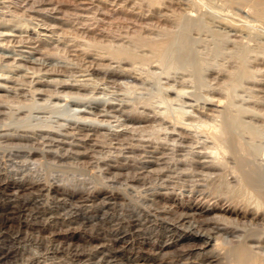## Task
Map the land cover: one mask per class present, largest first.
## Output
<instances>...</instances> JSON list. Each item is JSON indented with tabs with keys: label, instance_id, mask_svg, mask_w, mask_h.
Here are the masks:
<instances>
[{
	"label": "rangeland",
	"instance_id": "obj_1",
	"mask_svg": "<svg viewBox=\"0 0 264 264\" xmlns=\"http://www.w3.org/2000/svg\"><path fill=\"white\" fill-rule=\"evenodd\" d=\"M50 1L39 0L38 3L37 0H0V85L3 84L0 86V111L2 110L0 133L8 128L10 131L36 130L39 134L36 141L42 142L50 153L44 158L40 156V159L39 155L27 158L25 164L28 166H23V169L28 172L38 161L37 157L38 163H41H37L29 172L36 170L38 172L35 173H39V165L43 169L42 163L45 162L54 166L48 177L42 175V178L47 179L40 177L41 180L39 178L35 182L29 179L19 182L21 186L19 194L27 190L35 191L33 198L31 197L26 205L13 200L8 193H0V209L6 212L0 213V225L3 224L0 226V253H8L10 256L1 260L0 264H104L101 260L102 252L97 250L96 244L99 243L96 241L104 239L109 241L110 248L117 247L112 244L115 239L114 220L122 213L115 200H110L109 206L106 205L104 201L108 199L105 198V192L125 193L139 198L137 200L141 203L156 205L172 213L180 211L181 207L187 209L188 205L195 204L206 208L218 204L225 206L231 198L245 193L246 189L243 188L239 176L232 172L231 160L227 161L228 157L219 162H212V170L203 164L205 160L211 158L199 154L198 151L202 150L200 148L203 145L202 140L205 138L201 136V139H198L200 134L193 126L202 123L203 120L211 123L212 118L213 120L218 118L219 121L222 114L219 115L221 117H217V114H227L236 119L233 124L236 127H233L239 126L238 132L233 127L232 130L237 132V135L241 133L238 136L243 135L242 140L255 155L256 160L261 163L264 160V20L249 7L251 1H245L247 4H244L242 3L244 0H158L160 4L157 2L156 5L149 3L150 0H81L82 3L80 0ZM187 11L193 14H189L194 18L192 23L189 19L192 16L185 18L186 22L183 18L186 17ZM226 18L234 19L237 24L227 21ZM166 32L172 37V41L165 53L166 58L163 57L166 60L162 59L165 62L161 60L158 62L160 64L149 63L146 58L152 53L146 51L150 48L141 43V38L149 36L143 40H152L155 37L156 40L161 38L165 40L169 38L166 37ZM181 38L184 39L183 43L186 41L184 44L181 43ZM119 49L135 54L136 59L127 56L112 57L109 54ZM147 52L150 54L146 57ZM143 55L148 63L139 58ZM152 59L150 62L159 61L156 58ZM109 77L117 78L112 81ZM50 80L51 82H48ZM64 92L67 93L63 95ZM4 98L5 100L8 98L9 103L7 101L5 103ZM47 103L51 106L49 107ZM17 104L21 106L20 111L16 110L19 107ZM3 110L9 111L3 114ZM180 110L183 112L182 121L191 124L193 128L185 130L191 135L184 132L188 136L186 138L184 134L180 135V130H170L171 124L164 122L166 118L161 116L166 111L171 114L172 111ZM13 111L16 115L12 114ZM10 114L12 117H18L20 121L14 117V122L11 117V120L9 118L11 123L4 126L3 117L7 115L5 117L8 118ZM19 116H22L25 122ZM193 118L198 119L197 123ZM47 121L54 122L52 123L54 126ZM155 121L158 122V126L165 123L163 126L170 127L169 130L164 127L166 131H161L162 133L159 131V138L158 134L153 132L155 130L152 131L154 126L157 128ZM36 124L40 129L36 128ZM48 124L51 130L49 127L43 128V125ZM77 126L84 128L78 129ZM160 127L156 132L161 129ZM56 128L59 130H55ZM42 134L45 135L44 138ZM152 134L157 136V139L155 137L156 140L152 141L154 144L150 143L154 137ZM40 136L43 141L49 137V140L54 141L50 143L46 139L47 143L45 141L44 143ZM143 136L149 137L145 139ZM139 139L141 144L138 142ZM192 139L196 144L191 143ZM206 141L208 142V139ZM116 144L118 145L115 147ZM120 144L127 146L122 147ZM183 156L185 157L182 158ZM191 157L196 159L201 157L200 160L203 161ZM48 158L49 163L46 161ZM196 161L197 163H194ZM262 164L264 165V162ZM58 169L60 172H57ZM202 169L207 170L206 174L201 173ZM49 177L52 181L48 179ZM14 181L10 179L0 181V188L6 185L9 189L15 184ZM128 183L130 185L133 183V186ZM41 186H49L50 191L44 192L43 195L39 194L37 189ZM232 188L234 192L230 191ZM220 190L227 194L223 195ZM210 191L217 192L211 196ZM42 205H46L49 211L39 212ZM103 211L107 213L106 219L101 217ZM86 218L89 220L85 221ZM255 222L257 226H262L263 221ZM231 229L233 228L220 230V233L218 232L220 238L227 241L235 239L238 232L234 229L230 231ZM233 232L236 235H233ZM80 253L87 255L79 259L75 255Z\"/></svg>",
	"mask_w": 264,
	"mask_h": 264
},
{
	"label": "bare ground",
	"instance_id": "obj_2",
	"mask_svg": "<svg viewBox=\"0 0 264 264\" xmlns=\"http://www.w3.org/2000/svg\"><path fill=\"white\" fill-rule=\"evenodd\" d=\"M38 3L39 0H37ZM46 1V0H45ZM49 1V0H48ZM83 1V0H82ZM87 1V0H86ZM109 1V0H108ZM113 1V0H112ZM162 1V0H160ZM160 1L158 0H150L149 3H152V5H156L157 2ZM236 1V0H233ZM245 1L247 2L248 0H244V4ZM251 1V2H250ZM36 2V1H35ZM52 2V0L50 1ZM49 2V3H50ZM54 2V1H53ZM77 2V1H76ZM81 2V0H80ZM90 2V1H88ZM93 2V1H92ZM249 7H252V9L254 10V12L257 14L258 17H260L262 20H264V0H249ZM34 3V2H33ZM82 3V2H81ZM158 4V5H159ZM40 6V5H39ZM50 6V5H49ZM193 6V5H192ZM41 7V6H40ZM195 7V6H194ZM42 8V7H41ZM52 8V6H51ZM56 8V7H55ZM39 9V7H38ZM43 9V8H42ZM41 9V10H42ZM45 9V8H44ZM192 9V8H191ZM47 10V8H46ZM188 10V9H187ZM195 10V9H194ZM193 11V10H192ZM184 12V11H183ZM186 12V11H185ZM188 12V11H187ZM179 14V13H178ZM182 15V13H180ZM192 13H187L186 17L184 16L183 18L187 19L188 16H192L189 15ZM255 14V15H256ZM174 15V14H173ZM177 15V14H176ZM175 15V17H176ZM225 15V14H224ZM223 15V17H224ZM183 16V15H182ZM19 17V16H17ZM177 17H179L177 15ZM229 17V16H228ZM14 18V17H13ZM20 18V17H19ZM180 18V17H179ZM182 18V17H181ZM183 18L181 19V21H183ZM196 18H197V14H196ZM225 18V17H224ZM259 18V19H260ZM185 19V22H186ZM191 23L192 21H194L193 16L191 18ZM193 19V20H192ZM199 19V18H198ZM197 19V20H198ZM227 21H233L230 20L229 18ZM260 19V20H261ZM10 20V19H9ZM8 20V21H9ZM20 20V19H19ZM175 20H179L180 19H175ZM195 21L196 23L198 21ZM224 20V19H223ZM261 20V21H262ZM188 21V20H187ZM225 21V20H224ZM11 22V21H9ZM193 22V23H195ZM235 24H237L235 21H233ZM264 22V21H263ZM14 23V22H12ZM16 23V22H15ZM14 23V24H15ZM28 23V22H27ZM179 23V22H177ZM188 23V22H187ZM18 24V23H17ZM228 24V22H227ZM231 24V23H230ZM9 25V24H8ZM181 25V22H180ZM194 25V24H191ZM190 25V27H192ZM232 25V24H231ZM17 26V25H16ZM15 26V27H16ZM21 26V25H20ZM196 26V25H195ZM194 26V27H195ZM230 26V25H229ZM236 26V25H235ZM19 27V26H18ZM26 27V26H25ZM5 28V27H4ZM14 28V27H13ZM188 28V27H187ZM3 30V29H2ZM6 30V29H4ZM10 30V29H8ZM7 30V31H8ZM6 31V33H7ZM3 32V31H2ZM9 32V31H8ZM13 32V31H12ZM16 32V31H14ZM13 32V33H14ZM26 32V31H25ZM5 33V34H6ZM167 33V32H166ZM165 33V34H166ZM1 34V33H0ZM4 34V35H5ZM8 34V33H7ZM19 33H16V35ZM23 34V33H22ZM10 35V34H9ZM139 36V35H138ZM136 37L139 38V37ZM169 38H163V40L159 39L156 40L155 38H152L150 36V38H152V40H143V39H147L148 37L145 38H141V40L139 39V42L147 45L150 49L146 51H150L152 53V55H154L153 57H151L147 52V55L149 56L147 58H149L147 60V58L144 56H140L139 58L141 60H143L144 58H146V61H148L149 63H154L156 62L157 64H160L158 62H160L162 59L164 60L166 58V51H168V46L170 45V42L172 41V37L169 36V33L166 34V37ZM181 36V34H180ZM15 37V36H14ZM25 37V36H24ZM27 37V36H26ZM25 37V38H26ZM141 37V35H140ZM143 37V36H142ZM21 38V37H20ZM183 38V37H182ZM181 38V39H182ZM10 39V38H9ZM155 39V40H153ZM138 40V39H137ZM182 39V42L183 43ZM186 42V41H185ZM184 42V43H185ZM183 43V44H184ZM140 44V43H139ZM182 44V46H183ZM142 45V44H140ZM187 46V45H186ZM144 47V45H143ZM146 47V46H145ZM182 48V47H181ZM185 48V47H183ZM187 49V48H186ZM182 51V50H181ZM179 51V52H181ZM185 51V50H184ZM110 52V51H109ZM183 52V51H182ZM181 52V53H182ZM180 53V54H181ZM112 57H122V56H127V57H131L133 60L136 59L135 54H131L130 52L127 53V51L124 52V50H117L114 52H110L109 53ZM165 55V56H164ZM111 57V58H112ZM143 57V58H142ZM165 57V58H163ZM138 58V56H137ZM153 58V59H152ZM154 58H156V60L158 59L159 61H153L150 62V59L154 60ZM139 60V59H138ZM140 60V61H141ZM161 61V62H165V61ZM166 60V59H165ZM144 62L145 59L143 60ZM141 61V62H143ZM143 62V63H144ZM146 62V63H148ZM163 64V63H162ZM174 64V63H173ZM171 66V63L169 65V67ZM174 66V65H173ZM172 66V67H173ZM168 67V68H169ZM171 68V67H170ZM92 69V68H91ZM101 70V69H100ZM89 72V71H88ZM117 72V71H116ZM123 73V71H122ZM108 74V73H107ZM120 74V72H119ZM118 74V76H119ZM98 75V74H97ZM93 76V75H92ZM99 76V75H98ZM122 76V75H121ZM133 76V75H131ZM96 77V75L94 76ZM111 78V77H109ZM117 77L111 78L112 81L113 79H115ZM127 78V77H126ZM125 78V80H127ZM58 81V78H56ZM55 79V82H56ZM119 79V78H118ZM138 79V78H137ZM68 80V79H67ZM124 80V79H122ZM42 81V80H41ZM47 81V80H46ZM54 81V80H53ZM116 81V80H115ZM128 81V80H127ZM135 81V80H133ZM48 82H51L48 81ZM118 82V81H117ZM124 82V81H122ZM126 82V81H125ZM131 82V81H130ZM57 83V82H56ZM59 83V82H58ZM128 83V82H127ZM55 84V83H53ZM126 84V83H125ZM3 85V84H2ZM0 85V86H2ZM34 85V84H33ZM76 85V84H75ZM43 86V85H42ZM61 86V85H60ZM33 87V86H32ZM37 88H39L38 86H36ZM35 87V88H36ZM34 88V89H35ZM48 88V87H45ZM33 89V88H32ZM42 89V88H39ZM37 90V89H36ZM49 90V89H48ZM52 90V89H51ZM54 90V89H53ZM39 91V90H37ZM36 91V92H37ZM65 91V90H64ZM74 91V90H73ZM43 92V90L41 91ZM45 92V90H44ZM35 93V92H33ZM46 93V92H45ZM53 93V92H52ZM58 93V91H57ZM67 93V92H66ZM64 92L63 95L66 94ZM79 93V92H78ZM76 93V94H78ZM44 94V93H43ZM48 94V92L46 93ZM35 95V94H34ZM37 95V94H36ZM52 95V94H51ZM81 95V94H80ZM45 96V95H44ZM69 96V95H66ZM75 96V95H74ZM92 96V95H91ZM53 97V96H52ZM71 97V96H69ZM95 97V96H94ZM73 98V97H72ZM8 99V98H7ZM5 100V98L3 99L5 101V103H7L9 100ZM44 99V98H43ZM46 99V98H45ZM207 99V98H206ZM210 99V98H208ZM2 100V102H3ZM32 100V99H31ZM35 100V99H34ZM7 101V102H6ZM77 101V100H76ZM208 101V100H207ZM36 102V100H35ZM34 102V104H35ZM45 102V101H44ZM193 102V101H192ZM9 103V102H8ZM17 103V102H16ZM19 103V102H18ZM33 103V102H32ZM40 103V102H39ZM69 103V102H68ZM12 103L10 102V105ZM14 104V103H13ZM33 104V105H34ZM38 104V101H37ZM42 104V102H41ZM44 104V103H43ZM2 105V104H1ZM28 105V104H27ZM32 105V106H33ZM36 105V104H35ZM34 105V106H35ZM45 105V104H44ZM47 105L49 106V104L47 103ZM192 105V104H191ZM8 106V105H7ZM19 106L18 109L21 107L20 104L16 105ZM38 106V105H37ZM51 106V105H50ZM49 106V107H50ZM195 106V105H194ZM9 107V106H8ZM36 107V106H35ZM34 107V108H35ZM45 107H47L45 105ZM42 107V108H45ZM54 107V106H53ZM114 107V106H113ZM6 108V107H5ZM12 108V107H11ZM105 108V107H104ZM111 108V107H110ZM1 109V108H0ZM4 109V108H2ZM107 109V108H106ZM11 110V109H10ZM13 110V109H12ZM122 110V109H121ZM2 111V110H1ZM0 111V112H1ZM4 111V110H3ZM9 111V110H7ZM6 110L3 112V114L5 112H7ZM20 111V110H19ZM224 111V110H223ZM17 112V111H15ZM32 112V111H31ZM146 112V111H145ZM164 112V111H162ZM161 112V114H162ZM169 112V111H168ZM173 113H164V115H161L162 118H164L165 116V121L164 122H168L171 125L170 130L173 129H177L180 130V135L187 133L185 130L186 129H193L191 124H185L182 120H183V112L182 110L180 111H172ZM144 113V112H143ZM153 113V112H152ZM2 114V115H3ZM7 115H9V113H6ZM12 114H15L14 111ZM12 114H10V117H5L7 115H4V122L3 125L6 126L8 124H10L11 122L9 121V118L11 120ZM33 114V113H32ZM38 114V113H37ZM151 114V113H150ZM155 114V113H153ZM158 114V112H157ZM222 114V117L219 116ZM16 115V114H15ZM19 115V113H18ZM17 115V116H18ZM39 115V114H38ZM130 115V114H129ZM132 115V114H131ZM160 115V113H159ZM211 115V114H210ZM1 116V115H0ZM22 116L24 117V115L22 114ZM22 116H19V118L21 117V119L23 118ZM40 116V115H39ZM143 116V115H142ZM159 116V117H161ZM14 117H12V119L14 120ZM157 117V116H155ZM155 117H151L155 118ZM199 117V116H198ZM205 117V116H204ZM213 117V116H212ZM217 117H221V119L219 121H217L218 118H212L213 122H206L199 119V121H202V123H197L196 118L193 120L195 121V123H197L198 125H195L193 127H195V131L198 132V134H200L198 136V139H201V136H203L205 139L202 140V146L200 148H202V150H197L199 152V154H201L202 157H209L211 158L210 160H205V162H203V164H206L207 167H210V169L212 170L211 166L212 162H219L222 159H224L225 157H228L227 161L231 160V164H232V172L236 173L237 176H239L240 181L242 186H244L243 188H245V193L244 194H239V196H235L233 198H231L228 201V204L223 206V205H213L210 208H206L205 206H198V204L195 205H188L187 209H177L180 211H177L176 209V213H172L169 212L167 209H161L159 207L155 206H151L145 204V203H141L140 201H138L137 199L139 198H135L132 196H128L125 193H121V194H116V193H112V192H105L106 195V199H108V201H104L106 203V205H108L110 202V200H115V202L117 203V205L120 207L122 213L119 214L120 217L117 218V220L114 222H116V227L115 229V239L113 240V243L115 246L114 248H110L109 245V241L107 242V240L104 241V239H102V241L100 239V241H96L99 244L95 246L97 247V250H100L102 252V261L104 264H264V165L262 164L264 162V160L262 161V163L260 161H257L255 158V155H253V153L249 150V148L247 147L246 143L242 140L243 135L242 136H238L240 134H236L238 132L239 126L237 128L235 125V118L233 117H229L227 114H217ZM236 117V116H235ZM17 120L18 117H15ZM38 118V117H36ZM42 118V117H41ZM77 118V117H76ZM79 118V117H78ZM86 118V117H85ZM89 118V117H87ZM136 118V117H135ZM143 118V117H142ZM158 118V117H157ZM155 118V120L157 119ZM161 118V119H162ZM202 118V117H201ZM237 118V117H236ZM47 119V118H46ZM83 119V117H82ZM92 119V118H90ZM216 119V120H215ZM238 119V118H237ZM23 120V119H22ZM21 120V121H22ZM25 120V119H24ZM23 120V122H25ZM39 120V119H37ZM45 120V119H44ZM65 120V119H64ZM78 120V119H77ZM89 120V119H88ZM164 120V119H162ZM209 120V119H208ZM20 121V120H19ZM46 121V120H45ZM50 121V120H49ZM49 121H47V123H49ZM66 121V120H65ZM80 121H81V117H80ZM153 121V120H152ZM158 121V120H157ZM15 122V120H14ZM37 124L38 121H36ZM238 122V121H237ZM20 123V122H19ZM43 123V122H42ZM46 123V124H47ZM54 123V122H52ZM51 124V126H54ZM155 123L157 124L155 128L152 129L155 130L153 131L155 134L160 133L161 131H164L165 128H170V127H165L163 126L165 123H163V125H159L158 126V122L155 121ZM167 123V125H169ZM17 124V123H16ZM36 124V128L37 127ZM44 126L43 128H50L49 130H51V127L49 126ZM141 124V123H140ZM147 124V123H146ZM154 124V123H153ZM152 124V127H153ZM23 125H25L24 127H26V124L24 123ZM125 125V124H124ZM144 125V124H143ZM166 125V124H165ZM150 126V123H148V127ZM163 126V127H160ZM234 126V127H233ZM22 127V128H24ZM57 127V126H56ZM60 127V126H59ZM74 127V126H73ZM78 129L84 128L81 127L79 128V126H77ZM158 127H160L163 130H158L156 132L157 129H159ZM165 127V128H164ZM233 129H237V132H234L232 130ZM7 128V127H6ZM35 128V129H36ZM42 128V129H43ZM54 128V127H52ZM145 128V127H144ZM12 129V128H11ZM59 130V128H56L55 130ZM74 129V128H73ZM149 128H147L148 130ZM1 130V129H0ZM75 130V129H74ZM84 131H87L85 129H83ZM89 130V129H88ZM169 130V129H168ZM39 131V130H38ZM47 131V130H46ZM61 131V130H60ZM77 131V130H76ZM79 131V130H78ZM139 131V130H138ZM152 131H148V132H152ZM160 131V132H159ZM166 131V130H165ZM187 131H191V130H187ZM1 132V131H0ZM52 132V131H51ZM59 132V131H58ZM82 132V130L80 131ZM88 132V131H87ZM85 132V133H87ZM152 132V133H153ZM177 132V131H176ZM240 132V131H239ZM46 133V132H45ZM49 133V132H47ZM77 133V132H76ZM90 133V132H88ZM93 133V132H92ZM162 133V132H161ZM170 133V132H169ZM179 134V132H177ZM176 133V134H177ZM190 133V132H189ZM187 133V134H189ZM41 134V133H40ZM63 134V133H62ZM84 134V132H83ZM107 134V133H106ZM115 134V133H114ZM140 134V133H139ZM138 134V135H139ZM167 134V133H166ZM177 134V135H178ZM193 134V132H192ZM39 136V134L35 132H30L27 130H13L10 131L9 128L8 130H3L2 133H0V138L2 140H0V181H7L8 179L10 180H15V184L13 185V187L11 186V188L8 189V186H3L2 188H0V193H8V195L10 196V198L12 197L13 200L19 202L21 201V204L24 205L25 203L27 204V202H29V199H31V197L33 198L35 191H29L27 190V192L23 191L24 194L22 195L19 194V190L21 189V186L19 185V182L29 179L32 180V182L37 181V179L39 180V178H42V175L44 174V176L48 177L53 171V164H46L42 163L43 165V169L41 168V166L39 165V167L41 168V172H40V168H39V173H35L38 172L36 170H34V172H29L32 167H34L39 159L40 156H42V158H44L45 155H48L47 153H50V150L45 149V146L43 145L42 142H37V138L36 136ZM90 135V134H88ZM153 135V134H152ZM151 135V136H152ZM170 135V134H169ZM185 138L188 137L186 134ZM183 135V136H184ZM190 135V134H189ZM196 137V134H193ZM192 135V136H193ZM42 137L45 135H41ZM40 136V137H41ZM49 135H46V137ZM52 136V135H50ZM83 136V135H82ZM87 136V134H85V137ZM115 136V135H113ZM126 136V135H125ZM130 136V135H129ZM134 136V135H133ZM153 139L152 140H148L150 143H152V141H154L155 137L157 139L156 135H153ZM168 136V135H167ZM181 136V137H183ZM191 136V135H190ZM39 137V138H40ZM41 137V140L43 141V138ZM53 137V136H52ZM51 137V138H52ZM84 137V136H83ZM116 137V136H115ZM124 137V136H122ZM127 137V136H126ZM131 137V136H130ZM140 137V136H139ZM149 137V136H148ZM147 136H143V138H148ZM174 137V136H173ZM177 137V136H175ZM56 138V137H55ZM133 138V137H132ZM131 138V139H132ZM158 138H159V134H158ZM166 138V137H165ZM172 138V137H171ZM184 138V137H183ZM192 138V137H191ZM47 139V138H46ZM44 140L47 143L48 142H53L54 140L50 139V137L47 140ZM108 139V138H107ZM111 139V138H110ZM141 139V138H140ZM140 139H139V143H140ZM155 139V140H156ZM164 139V138H163ZM182 139V138H181ZM180 139V141H181ZM193 139H196L193 137ZM192 139V140H193ZM208 139V142L206 141ZM118 140V139H117ZM144 140V139H143ZM160 140V139H158ZM191 140V139H189ZM188 140V141H189ZM197 140V139H196ZM40 141V140H39ZM43 141V142H44ZM57 141V140H56ZM116 141V140H115ZM122 141V139H121ZM124 141V140H123ZM129 141V140H128ZM135 141V140H134ZM146 141V142H148ZM172 141V140H171ZM44 142V143H45ZM95 142V141H94ZM118 142V141H117ZM145 141H143L144 143ZM170 142V141H169ZM195 141H191V143ZM42 143V144H41ZM58 143V142H57ZM76 143V142H75ZM84 143V142H83ZM132 143V142H131ZM138 143V144H139ZM156 143V142H155ZM184 143V142H183ZM187 143V142H186ZM97 144V143H96ZM133 144V143H132ZM135 144V143H134ZM141 144V143H140ZM139 144V145H140ZM154 144V143H152ZM164 144V143H163ZM175 144V143H174ZM182 144V143H181ZM196 144V143H195ZM199 144V143H198ZM52 145V144H51ZM50 145V146H51ZM103 145V144H101ZM118 144L115 145V147ZM122 144H120L121 146ZM129 145V144H128ZM156 145V144H155ZM160 145V144H159ZM162 145V144H161ZM187 145V144H186ZM191 147V144H189ZM48 146V147H50ZM119 146V148H121ZM124 146H127L124 144ZM122 145V147H124ZM166 146V145H165ZM174 146V145H173ZM172 146V147H173ZM182 146V145H181ZM193 146V145H192ZM195 146V145H194ZM193 146V147H194ZM133 147V146H132ZM138 147V146H137ZM157 147V146H156ZM154 146V148H156ZM196 147V146H195ZM199 149V146H197ZM251 147V146H250ZM142 148V147H141ZM252 148V147H251ZM53 149H54V145H53ZM123 149V148H122ZM52 150V148H51ZM120 150V149H119ZM131 150V149H130ZM159 150V149H158ZM175 150V148L173 149ZM121 151V150H120ZM163 151V150H162ZM170 151V150H169ZM181 151V150H180ZM192 151V150H191ZM54 152V150H53ZM127 152V151H125ZM164 152V151H163ZM182 152V151H181ZM254 152V150H253ZM56 153V152H55ZM142 153V152H141ZM187 153V152H186ZM189 153V152H188ZM187 153V154H188ZM54 154V153H53ZM63 154V153H62ZM123 154V153H122ZM133 154V153H132ZM137 154V153H136ZM135 154V155H136ZM164 154V153H163ZM166 154V153H165ZM184 154V152H183ZM39 155V159L37 157L36 160H38L36 162V164H34V166H32L31 168H29V171L26 172L27 170L23 169V166H28V164H25V161H27L28 159L33 158L32 156H36ZM95 155V154H94ZM143 155V154H142ZM154 155V154H153ZM161 155V154H159ZM168 155V154H166ZM185 155V154H184ZM61 156V155H60ZM122 156V155H121ZM130 156V155H128ZM141 156V154H140ZM176 156V154H175ZM179 156V155H178ZM194 156V155H193ZM262 156V155H261ZM94 157V156H92ZM96 157V156H95ZM132 157V156H131ZM185 156H183L182 158H184ZM187 157V156H186ZM195 157H198V155H195ZM193 157V158H195ZM36 158V157H35ZM168 158V157H167ZM177 158V157H176ZM192 158V157H191ZM192 158V159H193ZM201 158V157H200ZM200 158L198 159V161H203L202 159L200 160ZM19 159V160H18ZM46 159V158H45ZM49 159V158H48ZM46 160L50 161L49 160ZM55 159V158H54ZM94 159V158H93ZM127 159V158H126ZM129 159V158H128ZM149 159V158H147ZM157 159V158H155ZM169 159V158H168ZM178 159V158H177ZM181 159V158H180ZM195 158V160H197ZM230 159V160H229ZM96 160V159H95ZM185 160V159H184ZM194 160V161H195ZM160 161V160H158ZM178 161V160H177ZM61 162V161H60ZM70 162V161H69ZM68 162V163H69ZM165 162V161H164ZM187 162V161H186ZM191 162V161H190ZM29 163H32L29 161ZM41 163V162H39ZM38 163V164H39ZM53 163V162H51ZM97 163V161H96ZM127 163V162H126ZM135 163V162H134ZM137 163V162H136ZM168 163V162H167ZM194 163H197L194 162ZM200 163V162H198ZM33 164V163H32ZM60 164V163H59ZM123 164V163H122ZM132 164V163H131ZM172 164V163H171ZM181 164V163H180ZM188 164V163H187ZM202 164V165H203ZM31 166V164H29ZM89 165V164H88ZM167 165V164H166ZM185 165V164H184ZM200 165V164H199ZM198 165V166H199ZM215 165V164H214ZM218 165V164H216ZM57 166V165H56ZM128 166V165H127ZM162 166V165H161ZM197 166V165H196ZM221 166V165H220ZM38 167V166H37ZM58 167V166H57ZM99 167H102L99 165ZM170 167V166H169ZM192 167V166H191ZM190 167V168H191ZM195 167V166H194ZM204 167V165H203ZM201 167V168H203ZM216 167V166H214ZM28 168V167H27ZM35 168V167H34ZM66 168V167H65ZM104 168V167H103ZM166 168V167H165ZM188 168V167H187ZM64 169V168H63ZM140 169V168H139ZM139 169L137 171H139ZM144 169V168H142ZM147 169V168H146ZM154 169V168H153ZM152 169V170H153ZM155 169H159V167H155ZM186 169V168H185ZM193 169V168H192ZM190 169V170H192ZM198 169V168H197ZM218 169V168H217ZM215 169V170H217ZM44 170V172H43ZM72 170V169H71ZM151 170V168H150ZM171 170V169H170ZM203 170V169H202ZM201 171V173L206 171ZM214 170V169H213ZM214 170V171H215ZM219 171L221 170L218 169ZM217 170V172H219ZM141 171V170H140ZM184 171V169H183ZM57 172H60L59 169ZM96 172V171H95ZM108 172V171H107ZM186 172V171H185ZM190 172V171H189ZM197 172V170H196ZM216 172V171H215ZM112 173V172H110ZM144 173V172H143ZM182 173V172H181ZM220 173V172H219ZM57 174V173H56ZM61 174V173H60ZM116 174V172H115ZM118 174V173H117ZM171 174V173H170ZM177 174V173H176ZM63 175V171L61 176ZM109 175V174H108ZM138 175V174H137ZM140 175V174H139ZM179 175V173H178ZM181 175V174H180ZM190 175V174H189ZM67 176V175H66ZM114 176V175H113ZM156 176V175H154ZM174 176V175H172ZM203 176V175H202ZM201 176V177H202ZM207 176V175H205ZM57 177V176H56ZM71 177V176H69ZM126 177V176H125ZM149 177V176H148ZM147 177V178H148ZM152 177V176H150ZM176 177V176H175ZM173 177V178H175ZM185 177V176H184ZM189 177V176H188ZM222 177V176H221ZM40 178V180H41ZM51 177H49L48 179H50ZM55 178V177H54ZM146 178V177H144ZM165 178V177H164ZM167 178V177H166ZM172 178V177H171ZM198 178V177H196ZM203 178V177H202ZM208 178V177H207ZM42 179H47V178H42ZM74 179V177H73ZM79 179V178H78ZM179 179V178H178ZM185 179V178H184ZM219 179V178H218ZM222 179V178H221ZM51 180V179H50ZM80 180V179H79ZM142 180V179H141ZM156 180V179H155ZM181 180V179H180ZM189 180V179H188ZM191 180V178H190ZM217 180V179H216ZM27 181V180H26ZM44 181V180H43ZM52 181V180H51ZM63 181V180H62ZM123 181V180H122ZM147 181V180H145ZM183 181V180H182ZM195 181V180H194ZM223 181V180H222ZM41 182V181H40ZM40 182H38L40 184ZM48 182V181H47ZM55 182V181H54ZM53 182V183H54ZM86 182V181H85ZM137 182V181H136ZM158 182V181H157ZM156 182V183H157ZM162 182V181H161ZM202 182V181H201ZM7 183V182H6ZM36 183V184H38ZM57 183V182H56ZM74 183V182H72ZM83 183V182H82ZM90 183V182H89ZM143 183V181L141 182ZM165 183V182H164ZM171 183V182H170ZM214 183V182H213ZM48 184V183H47ZM52 184V183H51ZM78 187V183H76ZM88 184V183H87ZM120 184V183H119ZM133 184V183H132ZM131 184V185H132ZM145 184V183H144ZM155 184V183H153ZM152 184V185H153ZM159 184V183H158ZM168 184V183H167ZM166 184V185H167ZM186 184V183H185ZM195 184V183H193ZM219 184V183H218ZM225 184V183H224ZM81 185V184H80ZM94 185V184H93ZM92 185V186H93ZM106 185V184H105ZM128 185H130L128 183ZM130 185V186H131ZM142 185V184H139ZM147 185V184H146ZM160 185V184H159ZM162 185V184H161ZM210 185V184H209ZM208 185V187H209ZM28 186V184H27ZM38 186V185H37ZM40 186V185H39ZM86 186V185H85ZM113 186V185H112ZM121 186V185H120ZM129 186V187H130ZM133 186V185H132ZM157 186V185H156ZM155 186V187H156ZM201 186V185H200ZM229 186V185H228ZM237 186V184H236ZM26 187V186H25ZM49 187V186H48ZM48 187H44L41 186L39 187L37 190L39 192V194H44V192L47 193V191L49 190ZM84 187V186H83ZM135 187V186H134ZM140 187V186H139ZM164 187V186H163ZM175 187V186H174ZM207 187V188H208ZM223 188V186H221ZM232 187V186H231ZM27 188V187H26ZM82 188V187H81ZM91 188V187H90ZM97 188V187H96ZM141 188V187H140ZM144 188V187H143ZM143 188L141 190H143ZM188 188V187H187ZM196 188V187H195ZM199 188V187H197ZM212 188V187H210ZM216 188V187H215ZM213 188V190L215 189ZM237 188V187H236ZM74 189V188H73ZM89 189V188H88ZM136 189V188H135ZM190 189V188H189ZM221 189V188H218ZM70 190V189H69ZM85 190V189H84ZM140 190V191H141ZM198 190V189H197ZM208 190V189H207ZM235 190V189H234ZM29 191V192H28ZM50 191V190H49ZM113 191V190H112ZM115 191V190H114ZM134 191V189H133ZM144 191V190H143ZM142 191V192H143ZM221 193L223 192V195H226L224 191L220 190ZM219 191V192H220ZM226 191V190H225ZM233 191V188L232 190ZM238 191V190H237ZM87 192V191H86ZM92 192V191H91ZM123 192V191H122ZM141 192V193H142ZM148 192V191H147ZM217 192V191H216ZM215 192V193H216ZM234 192V191H233ZM239 192V191H238ZM37 193V192H36ZM49 193V192H48ZM144 193V192H143ZM155 193V192H154ZM165 193V192H164ZM211 193V191H210ZM209 193V194H210ZM214 193V192H213ZM213 193H211V196H214ZM214 193V194H215ZM152 194V193H151ZM208 194V193H207ZM229 194V193H228ZM231 194H233L231 192ZM1 195V194H0ZM7 195V194H6ZM38 195V194H36ZM35 195V196H36ZM47 195V194H46ZM52 195V194H50ZM57 195V194H56ZM87 195V194H86ZM148 195V194H147ZM218 195V194H216ZM234 195V194H233ZM231 195V196H233ZM45 196V195H44ZM58 196V195H57ZM152 196V195H151ZM210 196V195H209ZM222 196V195H221ZM50 197V196H49ZM60 197V196H59ZM85 197V195H84ZM87 197V196H86ZM218 197V196H217ZM216 197V199H217ZM220 197V195H219ZM64 198V197H63ZM66 198V197H65ZM82 198V197H81ZM89 198V197H88ZM166 198V197H165ZM103 199V198H102ZM148 199V198H147ZM164 199V198H163ZM214 199V198H213ZM28 200V201H27ZM33 200V199H32ZM64 200V199H63ZM89 200H92L89 198ZM199 200V199H198ZM88 201V200H87ZM101 201V200H99ZM98 201V202H99ZM103 201V200H102ZM143 201V200H142ZM145 201V200H144ZM156 201V200H154ZM225 201H227L225 199ZM37 202V201H36ZM42 202V201H41ZM63 202V201H62ZM81 202V201H80ZM97 202V201H96ZM16 203V202H15ZM20 203V202H19ZM34 203V201H33ZM88 203V202H87ZM101 203V202H100ZM116 203H114L116 205ZM18 204V203H17ZM16 204V205H17ZM25 204V205H26ZM45 204V203H44ZM97 204V203H96ZM160 204V203H159ZM191 204V203H190ZM203 204V203H202ZM206 204V203H205ZM21 205V206H22ZM79 205V204H77ZM89 205V204H88ZM98 205V204H97ZM102 205V203H101ZM165 205V203H164ZM174 205V204H173ZM209 205V204H208ZM36 206V205H35ZM46 206V205H45ZM45 206L42 205V207L39 208V212H45L46 210H48ZM81 206V205H80ZM109 206V205H108ZM166 206V205H165ZM170 206V205H169ZM168 206V207H169ZM207 206V205H206ZM1 207V206H0ZM26 207V206H25ZM90 207V205H89ZM101 207V206H100ZM117 207V206H116ZM209 207V206H208ZM31 208V207H30ZM95 208V207H94ZM108 208V207H107ZM106 208V209H107ZM164 208V207H163ZM178 208V207H177ZM25 209V208H24ZM29 210V209H28ZM32 210V209H31ZM51 210V209H50ZM103 210V209H102ZM105 210V209H104ZM13 211V210H12ZM49 211V210H48ZM82 211V209H81ZM118 211V210H117ZM172 211V210H171ZM28 212V211H27ZM35 212V211H34ZM0 213H6L3 209H0ZM31 213V212H30ZM44 213V215H45ZM109 213V212H108ZM1 214V215H2ZM49 214V213H48ZM47 214V215H48ZM68 214V213H67ZM66 214V215H67ZM111 214V213H110ZM114 214V213H113ZM118 214V213H117ZM34 215V214H33ZM41 215V214H40ZM42 215V216H44ZM72 215V214H71ZM27 216V215H26ZM49 216V215H48ZM70 216V215H69ZM114 216V215H113ZM12 217V216H11ZM65 217V216H63ZM75 217V216H73ZM101 217L103 219L107 218V213H105L103 211V213L101 214ZM112 218V217H111ZM23 219V218H22ZM73 219V218H72ZM84 219V218H83ZM99 219V218H98ZM1 220V219H0ZM25 220V219H24ZM56 220V219H55ZM89 219L86 218L85 221H87ZM257 220H261L263 221L262 226H257L255 223V221ZM84 221V220H83ZM82 221V222H83ZM55 222V221H54ZM104 222V221H103ZM8 223V222H7ZM57 223V222H56ZM86 223V222H85ZM256 225H254V224ZM20 224V223H19ZM214 224V225H212ZM259 224V223H258ZM3 225V224H1ZM0 225V226H1ZM70 225V224H69ZM261 225V224H259ZM101 226V225H100ZM85 227V226H84ZM75 228V227H74ZM95 228V227H94ZM228 228H233L235 231L238 232V236L235 239H232L230 241H227V239H222V237L220 238L218 232L220 233V230H224V229H228ZM24 229V228H23ZM70 229V228H69ZM233 229H231L230 231H232ZM7 230V229H6ZM12 230V229H11ZM18 230V229H17ZM73 230V229H72ZM103 231V230H102ZM226 231V230H224ZM229 231V232H230ZM3 232V231H2ZM223 232V231H222ZM27 233V232H25ZM234 233V234H233ZM231 234L236 235L235 232H233ZM109 234V233H108ZM228 234V233H227ZM26 235V234H25ZM62 235V234H61ZM223 235L226 236L225 233H223ZM232 235V236H233ZM16 236V235H15ZM30 236V235H29ZM25 237V236H24ZM28 237V236H27ZM33 237V236H32ZM90 237V236H89ZM231 237V235H230ZM87 238V237H86ZM228 238V237H227ZM233 238V237H232ZM231 239V238H230ZM226 240V241H225ZM85 241V240H84ZM66 242V241H65ZM83 244V243H82ZM93 245V244H92ZM8 247V246H7ZM91 248V247H90ZM88 248V249H90ZM92 249V248H91ZM14 251V250H13ZM77 251V250H76ZM86 251V250H85ZM95 251V250H94ZM78 253V252H77ZM98 254V253H97ZM87 254H77L75 255L77 258L81 259L84 258ZM101 255V254H100ZM9 254L8 253H0V261L3 260L4 258L8 257ZM10 257V256H9ZM12 257V256H11ZM99 258V257H98ZM115 258V259H112ZM98 260V259H97ZM87 261V260H85ZM86 263V262H85ZM97 263V262H96ZM93 264V263H92Z\"/></svg>",
	"mask_w": 264,
	"mask_h": 264
}]
</instances>
